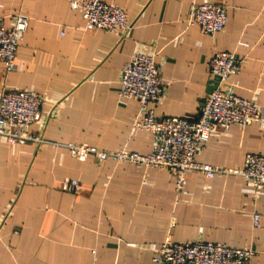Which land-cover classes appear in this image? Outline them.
<instances>
[{
  "label": "crops",
  "instance_id": "1",
  "mask_svg": "<svg viewBox=\"0 0 264 264\" xmlns=\"http://www.w3.org/2000/svg\"><path fill=\"white\" fill-rule=\"evenodd\" d=\"M81 1L0 0L6 28L16 13L28 18L15 69L5 76L0 64V92L43 97L40 120L29 128L41 143L9 146L0 138V264H152L165 239L248 248L251 264H264V185L254 193L236 176L204 179L188 171L175 194L165 170L78 162L52 146L150 152L152 136L130 130L137 102L116 96L133 53L152 55L158 68L162 96L148 105L155 118L196 119L218 52L242 64L217 89L264 115V0H100L124 12L126 35L85 30L80 11L69 6ZM202 3L224 7L219 33L185 25L189 7ZM247 153L264 155V124H214L193 161L229 171L240 169ZM65 179L79 183L76 194L61 192Z\"/></svg>",
  "mask_w": 264,
  "mask_h": 264
},
{
  "label": "built area",
  "instance_id": "2",
  "mask_svg": "<svg viewBox=\"0 0 264 264\" xmlns=\"http://www.w3.org/2000/svg\"><path fill=\"white\" fill-rule=\"evenodd\" d=\"M69 6L80 11L85 30H119L123 35L130 31L131 24L117 6L100 0L69 2ZM11 22V27L6 28L4 20L0 18V64L3 65L5 76L15 69L19 41L28 28V18L20 13L14 14ZM224 24V7L210 3L192 4L185 19L187 27H196L199 33L208 36L219 33ZM241 64L242 60L231 52L215 53L207 70L210 85L213 78H218L217 87L203 100L196 119L155 118L148 105L158 102L162 96L158 68L152 55L133 53L120 69L116 96L137 102V112L130 130H144L152 136L150 152L141 155L124 148L106 152L72 143H54L52 146L63 148L78 162L91 160L99 164L109 160L144 169L165 170L172 178L175 194L182 189L184 175L188 171L197 172L204 179L236 176L250 183L254 193H257L264 185V155L247 153L243 157L242 167L229 171L193 161L198 148L208 140L214 124L220 125L224 130L233 125L244 128L264 124V115L254 103L217 89L227 77L239 73ZM42 102L43 97L35 92L13 91L4 87L0 92V138L9 146L27 142L41 143V138L30 135L29 128L40 120ZM60 190L76 194L79 183L73 179H65L61 182ZM257 222L258 215L252 214V226L256 227ZM253 255L254 252L248 248H230L199 241L175 243L165 239L155 250L151 263L251 264Z\"/></svg>",
  "mask_w": 264,
  "mask_h": 264
},
{
  "label": "water",
  "instance_id": "3",
  "mask_svg": "<svg viewBox=\"0 0 264 264\" xmlns=\"http://www.w3.org/2000/svg\"><path fill=\"white\" fill-rule=\"evenodd\" d=\"M217 82H218V78H213V82L211 85H209L208 89H207V95L213 91L214 89H216L217 87Z\"/></svg>",
  "mask_w": 264,
  "mask_h": 264
}]
</instances>
